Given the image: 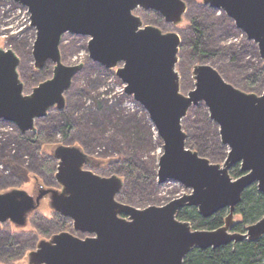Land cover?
<instances>
[{
	"label": "water",
	"instance_id": "obj_1",
	"mask_svg": "<svg viewBox=\"0 0 264 264\" xmlns=\"http://www.w3.org/2000/svg\"><path fill=\"white\" fill-rule=\"evenodd\" d=\"M5 1L26 7L31 15L37 31L35 68L42 70L48 62L55 66L51 79L25 94L18 73L20 59L13 51L0 48V120L26 134L36 132L35 120L46 117L51 109L63 110L65 93L84 65L63 64L62 39L68 33L90 37V59L106 69L117 68L125 93L146 109L163 140L159 184L175 181L193 190L165 206L137 209L117 200L124 187L120 177H101L84 170L91 161L80 147L58 145L53 157L58 161L56 180L61 191L41 188L36 196L20 189L0 193V229L9 222L25 227L29 216L50 197L53 209L72 220L75 232L91 236L56 234L29 253L28 264H184L195 249L256 242L264 236V217L245 233L233 231L243 193L256 185L264 194V93L241 91L215 68L197 65L195 89L183 95L176 71L180 35L144 26L134 14L138 9L155 11L166 23L177 26L187 11L183 0ZM203 3L224 11L258 46L264 60V0ZM201 102L219 125L222 144L229 148L223 165L212 164L187 148L182 121ZM236 165L244 174L233 179L230 170ZM186 207L197 208L205 219L222 210L229 214L216 230H194L190 222L177 217Z\"/></svg>",
	"mask_w": 264,
	"mask_h": 264
},
{
	"label": "rangeland",
	"instance_id": "obj_2",
	"mask_svg": "<svg viewBox=\"0 0 264 264\" xmlns=\"http://www.w3.org/2000/svg\"><path fill=\"white\" fill-rule=\"evenodd\" d=\"M183 1L187 11L177 26L166 23L155 11L138 9L134 12L144 26L180 35L176 65L180 92L187 96L195 89V66L209 65L235 88L261 96L264 93V60L258 46L248 40L224 11L204 5L203 0ZM30 17L26 7L0 0V48L13 51L20 59L18 73L25 94L51 79L55 66L48 62L42 70L35 68L33 48L37 31ZM195 23L205 31L203 48L211 53L209 56L197 55L190 47L191 27ZM89 41L90 37L69 33L62 39L63 64L84 65L65 93L63 110L52 109L46 117L37 119L36 132L26 134L16 125L0 120V193L20 189L36 196L41 188L61 191L56 180L58 161L53 152L58 145H64L78 146L90 157L91 163L84 170L107 178L116 175L123 180L124 187L117 197L121 203L143 210L165 206L192 194V189L179 182L159 184L163 140L146 109L125 93V84L116 74L117 68L109 70L90 59ZM257 75H261L258 80ZM68 123L72 124L71 130L66 127ZM182 127L187 134L189 150L212 164L223 165L229 148L222 144L220 127L211 119L204 102L189 110ZM228 214L225 211V217ZM235 221L236 224L242 222L237 213ZM61 232L81 239L91 236L75 232L72 220L57 213L47 197L29 216L25 227L10 222L2 225L0 264H28L29 253L36 250L41 241H49Z\"/></svg>",
	"mask_w": 264,
	"mask_h": 264
},
{
	"label": "trees",
	"instance_id": "obj_3",
	"mask_svg": "<svg viewBox=\"0 0 264 264\" xmlns=\"http://www.w3.org/2000/svg\"><path fill=\"white\" fill-rule=\"evenodd\" d=\"M190 47L194 53L200 56H209L203 48L205 31L199 23L191 27ZM264 68L262 69V72ZM261 75H257V79ZM72 124L68 123L66 127L71 130ZM131 169V165H128ZM233 178L242 176L240 166L236 165L230 171ZM236 213L242 217V222L237 223L233 231L245 233L249 224H253L264 217V194L259 192L257 186L248 188L242 196L241 203L236 208ZM178 218L191 223L194 230H216L225 223V210L215 214L213 217L203 218L196 208L186 207L178 213ZM184 264H264V236L256 241H243L237 244L222 246L218 249H195L190 252Z\"/></svg>",
	"mask_w": 264,
	"mask_h": 264
},
{
	"label": "flooded vegetation",
	"instance_id": "obj_4",
	"mask_svg": "<svg viewBox=\"0 0 264 264\" xmlns=\"http://www.w3.org/2000/svg\"><path fill=\"white\" fill-rule=\"evenodd\" d=\"M259 54H260V53H259ZM260 57H261V56H260ZM53 109H54V108H53ZM51 110H52V109H51ZM51 110H50V111H51ZM36 121H37V120H35V127H36ZM13 125H14V124H13ZM81 149H82V148H81ZM239 166H240V165H239ZM234 167H235V166H234ZM230 171H231V170H230ZM240 171H241V167H240ZM241 173H243V172H241ZM243 174H244V173H243ZM243 174H242V175H243ZM230 175H231V174H230ZM231 176H232V175H231ZM251 187H252V186H251ZM179 212H180V211H179ZM77 233H78V232H77ZM80 234H81V233H80Z\"/></svg>",
	"mask_w": 264,
	"mask_h": 264
}]
</instances>
